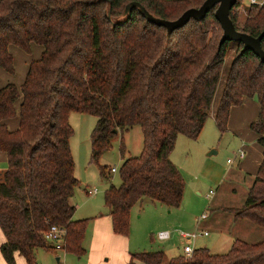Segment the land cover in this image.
Wrapping results in <instances>:
<instances>
[{
  "label": "trees",
  "instance_id": "trees-1",
  "mask_svg": "<svg viewBox=\"0 0 264 264\" xmlns=\"http://www.w3.org/2000/svg\"><path fill=\"white\" fill-rule=\"evenodd\" d=\"M204 0H0V69L13 73L9 51L42 48L27 65L19 86L0 87V252L14 264V252L33 264L38 248H50L43 232L50 224L65 230L64 249L76 255L87 219H73L69 202L79 180L73 175L69 149L70 111L97 117L91 133V161L111 145V139L132 126L143 133L142 150L127 157L118 169L120 184H111L104 201L116 234L128 235L130 212L145 200L178 207L184 179L170 159L178 135L196 139L209 115L230 47L236 44L214 121L227 129L230 110L245 98L256 97L259 111L250 128L262 147V160L236 217L264 227V62L243 44L224 41L214 9L200 21L190 19L170 35L148 21L133 2L153 16L176 19ZM236 28L258 36L264 32V1L249 3L247 17ZM264 49V36L261 41ZM18 118L17 127L6 121ZM100 173L106 176L105 168ZM129 264H162V250L131 254ZM169 264H264V238L235 239L225 253L194 249Z\"/></svg>",
  "mask_w": 264,
  "mask_h": 264
},
{
  "label": "rangeland",
  "instance_id": "rangeland-1",
  "mask_svg": "<svg viewBox=\"0 0 264 264\" xmlns=\"http://www.w3.org/2000/svg\"><path fill=\"white\" fill-rule=\"evenodd\" d=\"M248 7L249 1L243 0L242 5L234 10L238 26H241L247 17ZM12 48L25 52L15 46H10L13 67H15L16 56ZM235 49L236 44L230 43L211 111L199 136L196 139H191L184 135H178L170 153V159L178 166L185 184L180 205L169 208L165 204L146 198L141 205L137 204L131 210L129 226L131 242L132 244L140 243L141 251L163 250L166 260L180 254L190 258L191 255H185L182 251L184 239L176 234L177 230L208 231L207 236H198L192 246L194 249L206 247L215 254L227 252L235 239L255 242L264 238V227L256 226L247 219L238 218L235 215V212L244 205L252 184V179L237 169L239 162L236 153L243 147L246 155L249 154L251 159L260 158L261 149L257 144L250 142H245L243 145L240 140L229 133L230 130L220 131L214 121V112ZM28 55H30L28 58L30 59L32 54L29 52ZM15 72H5L11 78L4 83H14L15 86H19L14 80ZM17 121L18 118L15 116L8 119L6 123L10 127L12 123L16 125ZM67 121L72 129L69 137V149L73 159V175L79 181L86 183L88 187L98 189V192L92 196L80 189L78 194L69 198V202L74 206L72 217L75 220H93L97 215L99 217L108 214V208L104 201L105 191L111 184L116 186L120 184L118 169L127 157L140 153L143 133L138 125L117 133L111 139L110 147L102 153L98 162H93L91 161V133L96 125L97 117L70 111ZM211 151L213 153L209 154ZM0 156L6 160L5 154L1 151ZM228 159L236 161L230 165L227 163ZM100 166L105 168L106 176L101 175ZM206 166L208 169H213L214 173L224 172V178L216 180L215 177H211L209 170H205ZM113 167L117 171L112 172L111 168ZM210 190L212 194H209ZM198 191L200 193H197ZM204 213H207V217L201 219L202 221L200 220L201 222L198 224L197 219ZM236 220H247L249 223L236 222ZM165 228L173 232L172 238L164 242L157 241L155 233L166 230ZM0 232H2L1 229ZM90 235L91 229L87 228L86 223L82 241L84 248ZM58 252L59 255H63L61 251ZM70 256L72 257V255ZM47 258L49 264H59L55 261L54 256L49 255ZM76 258L80 259L67 262L61 257L60 263L84 264L83 256L78 255ZM103 260L107 261V257L104 256Z\"/></svg>",
  "mask_w": 264,
  "mask_h": 264
},
{
  "label": "crops",
  "instance_id": "crops-1",
  "mask_svg": "<svg viewBox=\"0 0 264 264\" xmlns=\"http://www.w3.org/2000/svg\"><path fill=\"white\" fill-rule=\"evenodd\" d=\"M12 49L14 50L13 52L15 53V56H16V59H15L16 69L14 67V72L15 70L16 72H15L14 80L16 81L17 84L20 85L21 82L23 81L29 61L32 59L38 58L41 54L42 48L38 45H31L30 54L32 55L30 59H28L30 55L25 54L17 49H14V48ZM9 51H10V47H9ZM10 78L11 77H8L5 74V72H3L2 69H0V87L6 84L4 82L9 80ZM258 111H259V103L256 97L245 98V100L243 101L241 105L233 106L231 108L226 130H230L229 133H231L235 138L240 140L243 145L245 142L246 143L250 142L251 144H257L262 152V147L257 142L258 135L250 128V124L252 121L256 119L258 115ZM17 123L16 125L15 124L13 125L12 123L10 127H8L6 123V126L8 129H15L17 127ZM237 160L239 162L237 169H239L240 171L248 175L249 178L252 179L251 182L253 183L254 177L258 171V168L262 160V154L260 158L255 157L251 159L249 154L246 155V152H245V156L243 158H237ZM235 161L236 160H233L231 163H228V162L227 163L232 165L234 164ZM5 167H6V160H3L2 156H0V170L4 169ZM205 170H209L210 176L215 177L216 180H222L225 176L224 172L221 174L214 173L213 169H208L207 166ZM88 188H96V187H88L86 183L79 181V185L76 186L73 190L72 198L74 197V195L79 193L80 189L88 194L87 192ZM197 193H200V191H198ZM95 194H90V195L92 196ZM201 221L197 220L198 224ZM239 221L243 223L251 222L252 224L256 225L250 220H248L249 222H247V220H236V222H239ZM87 228L91 229V235H90L88 242L85 245L86 249L84 253L79 255V256H83L84 264H129V262L132 259L131 254L134 252L141 251L139 247L140 243L132 244L130 231L128 235H121V234H116L115 232H113L112 221H111V217L109 214L102 215V216L100 215L99 217L97 215L93 220H88ZM170 239H167V240L156 239V240L159 242H164ZM4 240H5L4 235L2 232H0V245L2 242H4ZM58 251H61L63 255L62 254L59 255ZM49 255L54 256L55 261L58 262L59 264H61L60 263L61 257H63V259H66L67 262L72 261L74 259L75 261L76 259H80V258H76V256L78 255L73 254L71 252H67L65 249L52 250L50 248H41L34 252L33 264H49V262H47L49 261L47 258ZM70 255H72V257ZM104 256L107 257V261L103 260ZM165 258L166 257H165V252H164V260L162 264H169L170 260L169 259L166 260ZM13 259H14V264H28L25 258L17 252H14ZM134 262L141 264L136 259H134ZM0 264H8L4 260L1 252H0Z\"/></svg>",
  "mask_w": 264,
  "mask_h": 264
},
{
  "label": "water",
  "instance_id": "water-1",
  "mask_svg": "<svg viewBox=\"0 0 264 264\" xmlns=\"http://www.w3.org/2000/svg\"><path fill=\"white\" fill-rule=\"evenodd\" d=\"M236 2L237 0H204L198 7H190L186 9L180 16L173 20L153 16L139 2H133L132 5L138 6L141 14L148 21L159 26H164L167 30V35H170L175 29L184 26L190 19L197 21L202 20L205 18L208 11L215 8L214 16L222 28V36L219 44H222L224 41L241 42L243 44L242 51L251 50L262 62H264V49L261 45L264 32L258 36H253L236 28L230 17V11ZM212 153L213 152L211 151L209 154Z\"/></svg>",
  "mask_w": 264,
  "mask_h": 264
},
{
  "label": "built area",
  "instance_id": "built-area-1",
  "mask_svg": "<svg viewBox=\"0 0 264 264\" xmlns=\"http://www.w3.org/2000/svg\"><path fill=\"white\" fill-rule=\"evenodd\" d=\"M251 4H257L261 5L264 0H248ZM236 156L238 158H243L245 156V151L243 148L238 149V152L236 153ZM233 159H228L227 162L231 163ZM112 172L117 171L115 167L111 169ZM97 188H88L87 192L88 194H95L97 193ZM209 194H212V191H209ZM207 217V213L202 214L197 220H201ZM173 232L171 230H160L155 233V237L158 240H167L172 238ZM176 234L180 236L182 239H184L182 251L185 255H191L194 251V248L192 246V243L198 236H207L208 231H200V232H188L183 230H177ZM43 239L45 242L50 246V249L52 250H63L64 249V235L65 230L63 228H60L58 225L50 224L45 231L43 232Z\"/></svg>",
  "mask_w": 264,
  "mask_h": 264
}]
</instances>
